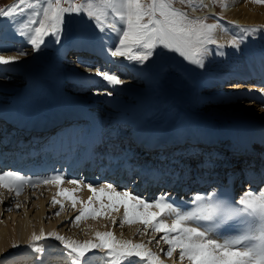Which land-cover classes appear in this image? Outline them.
Returning a JSON list of instances; mask_svg holds the SVG:
<instances>
[{
	"label": "bare ground",
	"instance_id": "obj_1",
	"mask_svg": "<svg viewBox=\"0 0 264 264\" xmlns=\"http://www.w3.org/2000/svg\"><path fill=\"white\" fill-rule=\"evenodd\" d=\"M210 1H211L209 3L210 11L208 12L206 11L204 13H207L208 15L213 14L218 19L226 20V27L228 30L232 29V24H236V25L242 24L245 26L247 25L251 26V24L255 23L256 17L253 16L255 11L253 10L252 5H250V3H248L247 0H224L222 5L220 6L222 7L221 11L220 12L215 11L214 13H211V10H214V7L212 5L214 4V1L213 0ZM136 2H137L136 0H109V5L107 6L106 10H104L105 15L102 17L105 18L104 19L105 25L101 26V28L98 30L95 39H93L92 41L84 42L81 45L78 44L76 46L80 50V52L83 49L87 50V52L89 53L96 51L95 53L96 56H102L105 58L106 61H111L112 63L119 65L123 69L125 62L133 59L135 54L143 49L141 45H143L145 37H147V34L150 32L149 27L148 29L146 28L147 23L143 19H140L142 17V15H139L141 9L139 8L140 6H138V3ZM195 9L199 10V7L196 6ZM224 13L228 15V19H226L225 16H223ZM216 25L217 22L215 20L210 21V23L208 24V33H210L209 35L211 37L209 38V40L213 38L215 34L214 33L215 30L218 29V26L215 28ZM155 32L161 33V35H163L165 43L168 45V40L166 39L165 34L162 33L160 28L155 27ZM140 34H145V35L141 36ZM224 34L223 37L221 35L219 36L221 40L222 39L226 40V37L228 35L226 34L224 35ZM225 40H223V42L221 43H225L226 42ZM263 48H264L263 46H260L257 49L252 48L253 51L256 50L254 51L256 52L255 54L249 49L247 52L233 53L232 54V57H234L233 60L231 57H229V59L226 58L225 62L223 63L220 64L218 63L216 65L212 64V66L209 65L207 67L208 74L204 75L205 82L208 83L213 81H219L222 82L223 84L225 83V86L227 87L229 86L227 92H229L231 95V94H235L234 92L235 90H233V88L236 86L237 83H239V80L235 84L233 82L226 83L225 80L228 77L229 78L234 77L235 74L236 75L242 74L244 75L242 78L244 79L243 81L245 82L247 89L245 92H243L242 90H238L235 94L236 97L237 96L239 97L242 94L246 97L252 96L259 91H260L259 94H264V84L256 87H254L255 85H253L254 83L257 84V81L255 82L253 80V78H255V76L257 75L262 76L261 82H264V49ZM218 51H220V49ZM45 52L46 54L41 52L36 57L37 60L36 59L34 61H32L33 59L27 60V63L30 64V67H28L26 71L27 75L25 78L26 79L25 83L27 85L18 88L19 89L18 91L17 89L15 90L13 95L15 98L11 100L10 103L8 104L0 103V118L3 119L0 121L1 122L0 141L2 143V145L0 146V152H2V148L8 146L9 143L11 142L10 140L13 139L12 133L8 134L7 132H4V130L7 128V124H6L7 122H11L12 120H14L16 121L17 124L23 123V126L25 128L24 131H26V127H28V125H34V124L37 125L40 124V122L42 121L50 120L49 121L50 123H55V124L58 123L56 126L57 130L56 131L53 130L50 133H48L47 135L48 141L41 142L40 144L37 139L33 138L35 140L33 143H30L31 144L30 150L33 154V153H37L39 149L42 148L45 149L43 152L44 154V161H42L43 165L44 163L45 164L47 163V161L45 160L48 155L53 156L54 154H58L59 150L60 153H62L65 148L70 150V153L67 155L69 156V160L64 161L60 159L61 165H63L64 163H66L67 165L63 167L58 163V165L54 168L55 170L52 171L55 172L53 174V177L50 175L42 176L30 172L29 174L23 176H20L18 174L20 172H17V174L15 172L10 173L11 177L15 176L13 179L15 184L17 185L16 187H18L22 191L25 188L31 187V185H32L31 188L37 187V183H39L40 181H42L40 182V184L42 183L40 187L42 185L44 186L49 184L50 181L55 186H57L56 181L51 180V178L53 179L59 178L58 180L60 182H64L67 179H72L70 184L73 185V190L76 189L78 191L79 197H81L82 199L86 198L89 194L90 196L91 195L96 196V199L98 197V200H101L103 198L102 200L107 199L109 201H114V202L115 201L125 202V199L127 197L133 200H137L133 202V206L131 203H130L131 205H127V207L130 210H132V213L136 216L135 218L137 219V223L139 222V220L144 219V221H147L146 224L150 223L149 226L155 225V227H157V230H159V227H163L164 230L178 232L176 237L179 238V244L182 245L183 250L182 249L181 250L188 252L190 254L189 257L193 258L194 263L196 262L198 264H208V262L206 261H209V264H253V263L264 264V245L257 248H253L249 245L238 246L239 241L238 238L235 237L237 235L233 233L221 234L213 229H207L195 221L196 215H200V216L208 215L207 207L205 206L206 201L208 200V197L206 195L209 192L212 193L211 191L213 187H209V189H205L201 186L199 189L193 188L186 190L185 189L186 185L185 184L182 185L181 188L179 189V192L182 194H186V193L190 194V196L187 198L186 201H188V203H191V208H188L186 210H181L176 206H174L175 200L179 198L177 197L178 193H176L174 190L169 191V189L164 188L163 193L158 191V197L154 198L153 201L151 202L149 200H145V198H142L140 196L137 197V195L134 194L138 191L134 189L138 187L136 181H132L131 188L127 190H123L122 188H119V186L121 185L117 186L116 179H118V176L122 168L117 169L119 170L117 172L115 171V174L113 175L114 177L111 179L112 182H110V180L109 181L104 180L103 182L100 183V185H96V184L93 185L92 183H98V182H91L88 179L91 176L89 177H87L86 175L75 176V174L79 172L71 171V166L69 167V165L72 163V160H74L76 163L77 160L81 159L82 156H84V154L81 152L84 147L86 148V150L91 149V147L87 144V142L90 139L93 138L98 139L99 137L102 138V140L95 141L98 143H96V146L91 151H94L95 148H98L99 143H101L102 147L105 149H108L110 146L112 147L113 145H116V147L118 148V146L120 145H118L117 143H113V140L115 137H119V138L126 137V134H124L125 129L119 128V125L123 123H127V122L132 123L131 127H133L135 131H129L128 133L129 137L133 136L136 138L144 135L147 132L148 135H150L151 132H153L155 134L154 135L155 138L157 137L159 139L165 140L166 139L165 135H167V132L170 131L171 128L173 130H179L176 131L175 134L182 136V131L185 130V128H189L191 127V125L198 124L197 127L198 128L200 127L202 129L205 128V125L211 124L210 122L214 121V118H218L221 119L222 122H225V125L227 126V129L230 132L233 131L232 133L235 134L237 140L242 141L243 139L246 138L245 130L251 126L256 127L255 129L256 137L259 136L257 131H261L262 128L264 127V117H261L263 119H257L258 117H254L249 114H246L243 109L240 110L239 108L234 106L228 107L227 109L220 108L218 106H213V108L204 107V105L200 103L201 97L199 94L197 95L193 90L184 88V84L182 85V83H179L180 84L179 87L177 86L178 84L172 83L168 87H165L163 85L160 86V88L156 90L157 95L156 96L153 95L155 99L154 101H152L153 96H151L148 93L146 94L143 93L142 95H140V97L136 98L137 100L134 101L132 104L126 105L124 107L122 106L124 108V111H122L120 114L117 113L118 115H112V116L105 115V117H101L99 114L98 115L96 114L97 110L94 109V111H91L92 113H89L87 116L86 124L88 127H84V128L81 127L82 129L79 127L75 129L76 127L72 126L71 127L72 133L71 135H69V133L67 132L70 126L67 129V127L62 125L61 122H56V121L54 122L53 119L55 117L64 118L68 115V113H70V111H72L74 115H77V117H83V115L87 113L83 112L79 107L82 108L83 104L86 103L87 95H82V96L74 95L73 93L70 92L69 89L68 90L64 89L62 86L65 82L64 79L60 77L59 78L51 77L48 80V82L46 81V78L39 71L42 68H46L49 71L53 72L54 71L53 67L49 66L50 62L52 63L55 62L58 68H60V66L63 67L64 72L63 73L61 72L62 73L61 75H63L64 77L67 75L66 72L69 68L60 63L59 56L54 57L51 56L50 53H47V51ZM76 52L78 51L76 50ZM250 52H252L253 54ZM248 54L250 55V58L252 57L253 59L252 63L245 58V56ZM77 56L78 55H76L75 57ZM170 57H172V54ZM248 62L249 64H247ZM88 69L89 70L84 68L81 71L80 69H75L72 67L71 72L77 74L86 73L88 71L94 72L90 68ZM75 77H79V76H75ZM170 79L171 80L176 79L175 77H173L172 73H170ZM76 81H79L81 84L84 83L90 85H94L97 82L95 80L94 75L85 76L84 78ZM32 84L33 87L28 86ZM240 85L241 83L238 84L239 87H241ZM94 92L96 93L95 94L92 93V94L96 96L97 94H102L104 96V94L100 93L98 89ZM35 93L37 95H35ZM41 93L44 96L50 97L48 98L49 100L47 103L43 101L44 98L42 97ZM29 94H32L34 97L33 98L28 97ZM173 103L176 104V107H171V104ZM160 112H162V115L156 116ZM162 116H164L162 121L161 122L158 121V118ZM247 124L249 126H247ZM215 130L225 135L230 134L229 132L224 131L219 124L216 125ZM73 133H77L75 136L76 140L72 139ZM15 139H18L20 143V146L17 150V155H18L17 157L20 160L21 159L20 154L25 155L24 147L22 146V143H24L25 141L23 140L22 137L19 136H17ZM260 141L262 142L263 139H260ZM246 143H247L246 141L243 142V144ZM75 149L78 155L74 159ZM128 151L129 153L133 152L132 149L126 147L124 151L125 154H127ZM263 154H264V150H263ZM40 158H42V154L40 155ZM57 158H59V154ZM152 161L153 160L151 159V162ZM215 161L217 160L215 159L212 161L213 165L215 164L214 166H218V163H215ZM127 163H128V159L124 158L123 160H119L116 162L114 161L113 163H107L108 168L106 169L108 171H111L114 168V164H120L124 166V169H127V167L125 166V164ZM262 163L264 162H261L260 166H264V164ZM137 167H138L137 169L138 173L136 175H137V180H139L138 184L143 185L144 182L141 183L142 179L149 176V174L153 172L152 170L153 165L150 163H143V164L139 163ZM58 168H63V170L60 171L58 170ZM182 170H183V166H181L178 170L174 172L175 174L179 175V173ZM194 171H195L194 178L201 179L202 175L198 176V170L194 168ZM258 171L263 173L264 167H259ZM3 174L4 173L0 172V175ZM248 175L249 177H252L251 173H248ZM77 177H80L82 179H78ZM8 185L10 187H13L14 184L12 185L8 183ZM21 185L23 187H21ZM65 191L67 190H60V192H65ZM236 192L239 195L238 197L239 201H242L244 199V196L247 199H256L257 201L263 199L260 206L254 208V210L256 211V213H258L259 217H261V220L264 221V181L256 185L249 184L248 182H246L244 188L242 190L238 189ZM151 193L152 192L147 194L151 196L152 195ZM100 196L101 199H99ZM11 197L12 195L9 192H6V190L1 189L0 201L3 200V202H5L3 204L5 205L8 204L11 200ZM24 197H25V193L20 194V198H24ZM18 202L20 203V207H22V214L20 213L18 219L16 218L15 220L13 219L14 222L12 223L7 221V219L4 220L0 219V258L1 256H3V258L4 256H8L6 257L7 258L6 261L0 263L11 264V262H9L11 260L12 261L19 260L21 264H48V261L49 263L52 262L54 257L53 256L49 257L51 253V249H48L50 251L45 250L44 253L38 252L39 251L38 239L44 237H51L55 231V226L52 225L47 227L44 224L42 225L41 221H35V220L32 221L33 217L31 218L30 214L28 215L27 213L28 210L24 208L23 202H21L19 199ZM42 202L43 199H40L39 201L40 206H38L37 208L39 215H41L43 211ZM165 205H167V207ZM64 209L65 207H63L62 205L61 210ZM171 209L172 211H177L180 214L179 215L176 213L177 215L176 217L179 219L178 221L172 219L171 217L172 214L170 213ZM167 215L169 216L170 219H167L168 218ZM188 217L190 218L187 221L186 218ZM88 223L89 222L87 221V224ZM100 230L103 231V228H101ZM255 231L256 233L261 234L262 232H264V229L255 230ZM87 232L89 237L93 236L96 233L95 226L90 224L87 227ZM112 233L113 232H111L109 234L110 236L107 237L106 232H102V233L100 232L97 234V238L98 240H101L103 244H106L108 247L111 246L112 248H114L113 250H115L114 252L115 255L113 261L118 257L117 256L118 250H122L129 254L128 258L126 257L127 258L126 264H132L135 263L136 261L138 263H143L144 261L142 262V259L145 258L146 256L149 257V260L146 261V264L176 263V262L174 263L172 259L170 260L160 259L159 254H157L154 250L152 251L148 248V246L145 247L144 244L141 245L140 243L135 242L132 237L129 238L126 235L122 236L121 233L120 234L116 233L115 235H112ZM60 240L59 241L62 244L63 239ZM115 241L116 243H114ZM94 247H98V246L95 245ZM103 249L106 248L103 247L97 248L84 261H81L82 259L81 256H75L73 250L71 252L70 250L67 249L60 251L55 258L59 259L61 257V259L72 262L73 264L74 263L96 264L98 263L99 260L103 261V257H105V255L107 254V252L103 253ZM43 257L45 258L44 260ZM46 259L47 261H45ZM48 259H50L51 261ZM39 262H43V263H39ZM122 262H125V260ZM113 264H120V262L118 261L116 263L113 262Z\"/></svg>",
	"mask_w": 264,
	"mask_h": 264
},
{
	"label": "rangeland",
	"instance_id": "obj_2",
	"mask_svg": "<svg viewBox=\"0 0 264 264\" xmlns=\"http://www.w3.org/2000/svg\"><path fill=\"white\" fill-rule=\"evenodd\" d=\"M140 1L143 11L149 12V18L155 20L151 21L146 19L145 21L147 25H149H146V28L148 29L149 27L150 33L151 31L154 33L148 40H144L143 45H141L143 49L137 52L133 59L128 60L129 62H125L122 69L119 65L111 61H106L104 57L100 60L102 56L93 57V59H98L99 62L96 64L100 63V65L89 67L87 66L88 63H85L87 62L85 58H81V61H76L77 58H73V53L66 51L67 48H65L67 45L70 49L74 48V52H76V50L80 52L76 47L78 45L76 43L83 40H85V42L93 40L88 36L92 32V28L94 30L99 24L97 23L98 21L95 22V18H92V14L104 9L107 0H0V54L2 55V57L0 55L1 104L9 103L15 98L13 96L15 90L17 89L18 91V88L27 85L25 83V75H27L26 71L28 67H30L27 60L33 59L32 61H34L41 52L46 54L45 51H47L51 56L60 57V63L69 68L67 74L71 78L74 76L81 77H76V80L82 79L85 76L94 75L95 80L99 82L101 78L100 76H96L98 73L99 75L107 74L109 77L113 76L110 82L102 83L100 81L101 85L91 87L85 90V93L81 94L70 91L74 95H87L93 105L103 110L104 114H99L101 117L120 114L124 111V106L132 104L137 100L136 98L140 97L143 93L156 96V90L162 85L168 87L170 84L175 83L178 84L177 86L179 87V83H182V85L184 84V88L193 90L195 94L200 95V103L203 104L204 107L213 108V106H218L227 109L228 107L234 106L240 110L243 109L246 114L258 117L257 119H263L261 116L264 117V94H259V92H257L255 95L248 97L243 94L239 97L235 96L238 90L245 92L247 89L243 78L239 80V83H237L238 80L234 79L227 81L233 82L234 84L237 83L233 88L235 94L231 95L227 92L229 86H225V83L223 84L221 82V84L219 81H213V84L207 87L204 85L203 80L205 81L204 75L208 74L207 67L209 65L212 66V64L216 65L218 63H223L226 58L229 59V57L233 60V53L247 52L249 49L255 54L256 52L254 51L256 50L253 51L252 48L257 49L260 46L264 47V0H247L255 11L253 15L256 17L254 24H251V26L232 24V29L229 30L226 27V20L218 19L213 14L208 15L204 13V11L197 10V12H193V6L195 9L197 5L194 0ZM215 1L219 4L221 3V5L224 2V0ZM223 16L228 19L226 13H224ZM212 20L217 22L215 28L218 26V29L215 30L213 38L209 40L211 37L209 35L210 33H208V24ZM151 26L153 27L151 28ZM155 27L160 28L162 33L165 34L168 45L165 43L163 35L155 32ZM220 32L228 35L226 40L220 39V35L223 37V34ZM207 36L208 39H206ZM223 40L226 42L221 43ZM71 42L74 44L73 47L70 46ZM219 49L220 51H218ZM55 50L56 52H54ZM171 54L172 57H170ZM249 54L246 55L245 58L252 63L253 59L252 57L250 58ZM81 55L83 56V54ZM249 62L247 64H249ZM51 67H53V65ZM72 67L80 69L81 71L84 68L87 70L90 68L94 72L88 71L82 74L72 73ZM62 71L63 67L60 74ZM53 72H55V69ZM170 73H172L173 77L177 80H171ZM261 77L262 76L259 75L258 79H261ZM46 81L48 82V80ZM121 81L129 82L130 84H126L130 85L131 89L123 87ZM79 83V81H76L77 85L81 84ZM208 83L210 84L212 82ZM240 83L241 87L238 86ZM72 84L73 82L68 84L70 88H73ZM253 85H255L254 87L260 86L256 83ZM28 86L32 87V85ZM62 87L66 89L64 84ZM136 87H140L138 89L145 90L146 92L132 94L131 92L138 91ZM97 89L100 93H103L104 96L102 94H97V96L94 95L96 93L94 91ZM115 93L119 96L118 98L112 96L115 95ZM35 95L37 94L35 93ZM28 97L33 98L34 96L29 94ZM46 97L50 98L48 96ZM46 97H43L44 102L48 100ZM102 98L109 100L100 102V100H103ZM154 100L153 96L152 101ZM171 107H176V104H171ZM159 115H162V112L158 113L156 116ZM163 117L164 116L158 118V121L161 122ZM1 120L3 119L0 118V121ZM119 128H121L120 125ZM7 131L8 127L4 132ZM228 131L227 129L226 132ZM59 165H61L60 162ZM61 166L64 167V164ZM18 174L23 176L21 173ZM3 175H0V192L1 189L6 190L12 197L10 202L6 205L3 204L5 203L3 200L0 201V219H7V221L11 223L14 222L15 218L18 219L20 213L22 214V207H20V203L18 202L19 199L23 202L24 208L28 210V215L30 214L31 218L33 217L32 221H41L42 225L44 224L47 227L52 225L55 226V231L51 237L38 239V252L44 253L45 250L51 249L49 257L53 256L55 259L50 263L48 261V264H58L61 262L63 260L61 257L59 259L55 257L64 249L70 250L71 252L72 250L76 252L81 250L79 254H83L84 256L80 259L84 261L94 250L100 247L106 248L103 249V253L107 252V256L105 255L103 261L99 260L96 264H113V262L116 263L117 261L120 262V264H126L129 254L125 251L118 250L120 255L117 253L118 257L113 261L115 250L103 244L101 240H98L97 234L100 232H106L107 237L110 236L109 234L111 232H113L112 235L121 233L122 236L126 235L129 238L132 237L135 242L141 245L144 244L145 247L148 246L152 251L154 250L159 254L160 259H172L174 263L176 262L175 264H198L196 262L194 263L193 258L189 257L190 254L188 252L182 251V245L179 244V238L176 237L178 232L164 230L160 227L159 230H157L155 225L149 226L150 223L146 224L147 221H144V219H142V221L139 220L140 223H137L136 216L132 213V210L127 207V205L131 204L133 206V202L137 200H132L127 197L125 202H114L107 199V201L102 200L103 198L101 199V196L99 198L101 200H98V197L96 199V196H90L89 194L86 198L82 199L79 197L78 191L76 189L73 190V185L70 184L72 179L60 182L58 180L59 178H51V180L56 181L57 186L50 181L49 184L40 187L42 184H40V182H42L40 181L37 183V187L31 188V185V187L21 191L18 187L14 186L15 184L13 187H10L8 183L1 181V178H4ZM50 176L53 177V175ZM77 178L82 179L80 177ZM101 182L103 181L92 184L100 185ZM117 186H119L118 183ZM21 187L23 186L21 185ZM60 190L67 191L60 192ZM22 193H25L24 198H20V194ZM138 196L139 195H137V197ZM40 199H43V211L41 215H39L37 209L38 206H40ZM62 205L65 207L64 210H61ZM176 213L179 214L175 211V214ZM167 217V219H170L168 215ZM87 221L89 225L92 224L95 226L96 233L91 237L88 236L87 227L89 225ZM101 228H103V231L100 230ZM60 239H63L62 244L60 243ZM145 242L147 244H145ZM114 243H116V241ZM95 245L98 247H94ZM6 257L8 256H4V258L1 256L0 262L3 263V261H6ZM124 260L125 262H122ZM148 260L149 257L146 256L142 259V262L144 261L145 263H138L136 261L132 264H146ZM45 261H47V259ZM9 262H11V264H21L19 260H11ZM63 262L68 261L63 260ZM206 262L209 264V261Z\"/></svg>",
	"mask_w": 264,
	"mask_h": 264
}]
</instances>
